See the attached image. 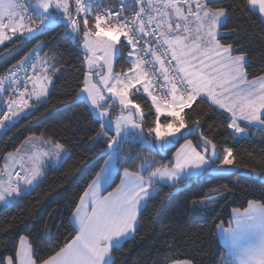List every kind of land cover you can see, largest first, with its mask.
I'll return each instance as SVG.
<instances>
[{
    "label": "snow or ice",
    "instance_id": "obj_1",
    "mask_svg": "<svg viewBox=\"0 0 264 264\" xmlns=\"http://www.w3.org/2000/svg\"><path fill=\"white\" fill-rule=\"evenodd\" d=\"M234 12L243 13L250 23L264 25V0H233L227 5L221 0H120L119 9L104 0H0V44L17 34L30 36L50 26L63 25L65 33L60 37L64 39H74L82 33L88 71L82 86L78 85L76 99L87 102L90 112L100 121L101 130L91 139L98 142L107 138V166L113 151L120 159L118 149L124 137L135 135L130 130L144 131L147 116L136 102L138 95L151 100L149 114L154 109V117L147 133L154 134L161 151L167 148L170 137L188 126L186 109L200 101H210L229 114L226 126L232 130L234 142L249 139V128L264 126V76L248 80V59L242 47L222 42L238 32L237 27L227 28ZM260 35L264 38V28ZM57 38H52L53 43ZM121 47L130 49L126 58L130 66L127 71L116 72L113 64L119 59ZM57 54L52 53L53 60ZM27 60L23 58L8 70L7 76H0V92L9 93L7 99H0L7 108L0 109V127L25 109L44 103L49 93V73L55 70V63L49 64L47 56L39 60V70L36 63L32 64L31 76L25 71V84L20 90L17 69L26 68ZM94 67H106L107 73H95ZM95 75L100 76L96 83ZM5 80L9 81L7 88ZM116 105L120 114L114 120L107 119ZM200 124L198 118L195 125ZM113 128L115 135L108 136L106 129ZM28 140L32 150L22 154L17 148L5 154L4 168L0 170V203L4 205L18 202L34 190L45 175V167L52 162L59 164L66 154L65 144L46 140L43 134ZM222 151L221 158L217 143L201 133L199 142L186 141L171 160L150 172L144 163L137 171L124 168L120 184L106 195L102 188L107 173L102 168L75 203L70 218L75 236L40 264H115L114 251L134 236L138 213L148 199L158 194L159 185L176 188L185 181H199L214 174H236L240 165L233 147L225 146ZM17 166L19 170H15ZM252 174L264 181V174L255 169ZM225 191L227 185L211 189L199 205L215 204ZM216 228L227 248L228 258L222 264H264V198L248 200L243 209L234 208L228 227L221 223ZM21 241L15 257L6 256L0 264H37L31 245L24 243L23 236ZM172 264L192 261L173 260Z\"/></svg>",
    "mask_w": 264,
    "mask_h": 264
},
{
    "label": "trees",
    "instance_id": "obj_2",
    "mask_svg": "<svg viewBox=\"0 0 264 264\" xmlns=\"http://www.w3.org/2000/svg\"><path fill=\"white\" fill-rule=\"evenodd\" d=\"M232 2L221 0L224 5ZM104 3L116 5L120 0H104ZM230 15L227 28L237 27L238 32L229 34L222 42L234 43L238 49L242 47L248 59L245 69L248 79L264 76V38L260 35L264 25L250 23L240 12ZM61 33H65L63 25L49 27L34 35H17L0 46V74L34 50L45 54L49 64L55 63L45 102L6 128L0 139V158L3 160L6 153L15 151L29 137L41 134L46 140L59 141L66 147L64 159L58 165H47L45 175L34 190L14 204L0 205V260L6 256L15 257L22 236L31 245L37 264L71 240L75 236L70 222L75 203L79 202V196L101 171L108 157L105 149L107 138L102 137L98 142L91 139L101 130L100 121L90 112L86 102L76 99V93L80 91L78 85L82 86L86 72L85 56L78 47L82 35L73 40L61 38ZM53 37H58L54 43ZM128 50L121 47L116 60V66L122 70L128 66ZM53 52L58 53L55 60ZM136 102L143 107L148 126L154 117V109L149 114L151 102L144 95H138ZM186 112L188 126L185 129L188 134L181 136L163 153L139 142H124L118 149L124 159L117 160L118 171L108 190L118 185L124 168L137 171L142 163H151L150 168L166 164L184 141L191 140L195 144L198 132L217 143L221 157L223 147H233L240 167L234 175L214 174L199 181H185L176 188L159 185L158 194L148 199L139 213L134 236L114 251L115 264H170L173 260L221 264L225 248L218 239L216 225L223 223L228 227L234 208L243 209L247 207L248 200L264 198V181L250 175L253 169L264 174V130L251 127L249 139L234 142L232 130L226 126L229 114L222 109L200 101ZM198 118L201 121L199 127L195 125ZM225 185L227 191L215 204L199 205L211 189Z\"/></svg>",
    "mask_w": 264,
    "mask_h": 264
},
{
    "label": "rangeland",
    "instance_id": "obj_3",
    "mask_svg": "<svg viewBox=\"0 0 264 264\" xmlns=\"http://www.w3.org/2000/svg\"><path fill=\"white\" fill-rule=\"evenodd\" d=\"M50 27H51V26H50ZM37 32H38V31H37ZM37 32H34V33H32L31 35H34V34H36ZM17 35H19V34H17ZM17 35H16V36H17ZM81 35H82V33H81ZM77 37H81V36H77ZM75 38H76V37H75ZM75 38H74L73 40H75ZM6 41H7V40H5L3 43H5ZM3 43H2V44H3ZM2 44H0V46H1ZM78 47H79V49L84 53V56H86V55H87V52H86V49H84V47H83V35H82V39H81V41H80L79 44H78ZM129 50H130V49H129ZM97 55H101V53L98 52ZM127 56H128V53H127ZM99 63L103 64V60H101ZM127 64H128V63H127ZM113 66H114V69H115L116 72H121V71H122L121 67L116 66V60L114 61ZM129 66H130V65L128 64V66L125 68V70H124V69H123V70H124V71H127V68H128ZM85 69H86V72H87V71H88V66H87V64H85ZM94 72H95V73H101V72H103V73L106 74V73H107V68H106V67H104V68L94 67ZM49 74H50L51 77H52V71H50ZM99 79H100V76H99V75H95L93 82L96 83V82L99 81ZM247 79H248V78H247ZM248 80H250V79H248ZM253 80H255V79H253ZM250 81H252V80H250ZM50 86H51V84L49 85V89H50ZM100 87H103V85H100ZM30 90H31V86H30ZM105 95H107V93H105ZM144 96L147 97L146 95H144ZM149 100H150V99H149ZM30 102H31V101H30ZM150 102H151V100H150ZM209 102H210V101H209ZM86 103H87V102H86ZM214 106H216V105H214ZM216 107H218V106H216ZM30 111H31V109H25V111H24L19 117H14L12 121H7V122L5 123V127H6V128H7V127H10V126L13 125V123H15V122H16L21 116L27 114V113L30 112ZM119 114H120V108H119V105H116L115 110L112 111V112L110 113V115H109V117H108L107 119L114 120L115 117H116L117 115H119ZM93 115H94L95 118H97L95 113H93ZM97 119H98V118H97ZM98 120H99V119H98ZM241 123H242V122H241ZM243 123H244V122H243ZM256 128H259V129L264 130V126H256ZM106 131H109V132L112 133V134H111V133H108V136L115 135L114 128H113V129H106ZM130 131H133V132L135 133V135H128L127 137H124V139H123V141H122V144H123L124 142H139V143H140L142 146H144V147H149V148H151V149H157V150H159V151L162 152V153L165 152V150H166L167 148L173 146V145L175 144V142L178 141L179 138H180L181 136H185V135L188 134V130H187V129H185V128H184V129H181V132L177 133L174 137H170V138H169L170 143L168 144L167 148H166L165 150L161 151L160 148L158 147V145L160 144V142L157 141V140L155 139L154 134L151 135V136L148 135L146 124H145V128H144V131H143V132H141L139 129L130 130ZM200 136H201V134H200V132H198V137H199V138H198V140L196 141V143L200 141ZM187 141H188V140H187ZM185 142H186V141H184L181 145L185 144ZM196 143H195V144H196ZM193 144H194V143H193ZM181 145L176 149V151L174 152V154H175L178 150H180ZM39 146L41 147V145H39ZM121 146H122V145H121ZM121 146H120V147H121ZM19 148H21V152H22V154H24L25 152L32 150V143L29 142V140L27 139V140H25V141L22 143V145H21ZM105 149H106V152H107V144H106V146H105ZM174 154H173V156H174ZM65 156H66V154H65ZM65 156H64V157H65ZM64 157H63V159H64ZM119 157H120L121 160L124 159V157H123V155H122L121 153H119ZM172 158H173V157H172ZM221 158H222V157H221ZM106 160H109V156L107 157ZM4 164H5V157L3 158V163H2L3 168H4ZM144 164H145V166L148 168V172L152 171V170H153L154 168H156V167H159V166H154L153 168H150V167H151V163H149V162L144 163ZM50 165H58V164H57L56 162H52ZM149 165H150V166H149ZM111 167H113V168L115 169V174H116V172L118 171V167H119V166H118L117 159H116V151H113V159H112L111 161H109V164H108L107 166H105V164H104V167H103V168L106 169V173H107V172H108V169H110ZM16 168H18V166H17ZM46 169H47V166L45 167V170H44V171H46ZM148 172H145V173H144L145 178H147ZM115 174H114V175H115ZM114 175L110 178V179H111V180H110V183L112 182V179H113ZM123 175H124V170L121 172V175H120V179H119V183H118V184H120V182H121V177H122ZM252 176H255V177H256L255 174H252ZM110 183H109V185H110ZM109 185H108V186H109ZM107 188H108V187H107ZM107 192H109V191L106 189L104 193H107Z\"/></svg>",
    "mask_w": 264,
    "mask_h": 264
},
{
    "label": "built area",
    "instance_id": "obj_4",
    "mask_svg": "<svg viewBox=\"0 0 264 264\" xmlns=\"http://www.w3.org/2000/svg\"><path fill=\"white\" fill-rule=\"evenodd\" d=\"M115 6H116L117 9H119L120 8V3L116 4ZM145 39H148V38L146 37ZM138 54L141 55V56L145 55L144 52H140ZM147 55H148L149 59H151L150 53H148ZM25 57H28L26 68H18L17 69V73H18V76H19L18 83H19V86H20V90H23V87H24V84H25V80H24L25 71H27L28 75L31 76L32 75V64L33 63L37 64V70H39L40 69L39 60L43 59L45 57V54H40V52L38 50H34V51H31ZM156 67L158 68L159 65H157ZM8 70L3 72V73H1L0 76H7L8 75ZM157 75H159V73H157ZM160 82L163 83L162 78H161ZM8 83H9V81L5 80V87L6 88H7ZM29 87H30V84H28V88ZM8 95H9L8 91H2V92H0V99H7ZM17 95H18V92H17ZM0 109H2V111H6L7 110L6 106L2 105V104H0ZM2 111H0V116H2ZM5 130H6L5 126L4 127H0V139L2 138L3 134L5 133ZM0 170H2V159L1 158H0ZM15 170H19V169H15Z\"/></svg>",
    "mask_w": 264,
    "mask_h": 264
},
{
    "label": "crops",
    "instance_id": "obj_5",
    "mask_svg": "<svg viewBox=\"0 0 264 264\" xmlns=\"http://www.w3.org/2000/svg\"><path fill=\"white\" fill-rule=\"evenodd\" d=\"M81 23L83 24V22L81 21ZM82 26V25H81ZM8 35H11V33H8ZM30 86H31V84H30ZM30 90V89H29ZM50 165V164H49ZM104 167V166H103ZM2 169H3V165H2ZM17 169V168H16ZM115 174V169L113 168V167H111L110 169H108V172H107V178H106V180H105V182L103 183V188H102V192H103V194H107V193H104L105 192V190L107 189L108 190V185H109V183H110V178L113 176ZM116 188V187H115ZM114 188V189H115ZM113 189H111V190H108L109 192H111ZM0 205H3L2 203H0ZM143 208V207H142ZM140 213V212H139ZM139 213H138V215H139ZM231 216H232V213H231ZM231 219V218H230ZM74 226V225H73ZM224 227V226H223ZM224 228H227V227H224ZM216 231H218V230H216ZM218 236V235H217ZM218 239H219V241H220V243L223 245V247L225 248V253H226V251H227V248H226V245L224 244V242L219 238V236H218ZM24 243H26V244H29L28 243V240L25 238V241H24ZM21 244H22V241H21V239H20V241H19V243H18V247H20L21 246ZM17 247V248H18ZM228 257H226L225 255H224V257H223V260L224 259H227ZM222 260V261H223ZM170 264H172V263H170ZM222 264V263H221Z\"/></svg>",
    "mask_w": 264,
    "mask_h": 264
}]
</instances>
